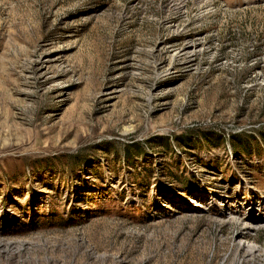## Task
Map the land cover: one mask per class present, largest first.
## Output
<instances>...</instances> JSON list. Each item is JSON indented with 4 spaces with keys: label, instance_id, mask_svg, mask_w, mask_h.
I'll return each mask as SVG.
<instances>
[{
    "label": "rangeland",
    "instance_id": "1",
    "mask_svg": "<svg viewBox=\"0 0 264 264\" xmlns=\"http://www.w3.org/2000/svg\"><path fill=\"white\" fill-rule=\"evenodd\" d=\"M0 264H264V0H0Z\"/></svg>",
    "mask_w": 264,
    "mask_h": 264
},
{
    "label": "trees",
    "instance_id": "2",
    "mask_svg": "<svg viewBox=\"0 0 264 264\" xmlns=\"http://www.w3.org/2000/svg\"><path fill=\"white\" fill-rule=\"evenodd\" d=\"M78 216H79V218L81 217V214H78ZM74 217H75V215H74Z\"/></svg>",
    "mask_w": 264,
    "mask_h": 264
}]
</instances>
